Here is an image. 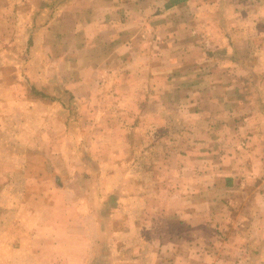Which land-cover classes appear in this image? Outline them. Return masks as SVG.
Masks as SVG:
<instances>
[{
	"label": "crops",
	"instance_id": "crops-1",
	"mask_svg": "<svg viewBox=\"0 0 264 264\" xmlns=\"http://www.w3.org/2000/svg\"><path fill=\"white\" fill-rule=\"evenodd\" d=\"M61 1L55 19L69 14L79 37L72 51L95 45L104 53L95 61L104 68L103 81L114 67L121 85L127 70L149 79L135 108L118 110L120 134L145 138L133 157H93L97 169L85 179L98 181L96 187L69 202L75 219L63 226L81 223L82 239L74 231L60 242L41 232L31 236L23 223L28 214L40 220L37 227L47 219L36 206L31 212L27 194L20 235L8 232L16 208L6 214L0 263L190 264L220 251L210 245L229 242L238 245L232 264H264V45L243 58L240 29L200 27L224 16L235 20L240 10L224 12L223 0ZM172 68L180 75L171 77ZM80 240L82 250L71 246Z\"/></svg>",
	"mask_w": 264,
	"mask_h": 264
},
{
	"label": "rangeland",
	"instance_id": "rangeland-1",
	"mask_svg": "<svg viewBox=\"0 0 264 264\" xmlns=\"http://www.w3.org/2000/svg\"><path fill=\"white\" fill-rule=\"evenodd\" d=\"M223 2L224 12L225 8L231 11L233 7L243 15H238L235 20L224 16L214 21V25L209 20V24L200 27L205 29L209 25V28L220 27L224 30L240 29L236 36L240 45L238 54L243 58L249 57L248 51L254 50L252 54H257L264 45V0ZM61 5V0H0L2 236L7 232L6 214L12 207L16 208L15 217L18 218H14L15 226L8 227V232L20 235V221L23 219L19 216L23 215L20 202L29 194L31 212L36 211V206L42 210V218L47 219L37 227L40 220L28 214L23 223L29 227L31 236L36 234L37 237L41 232L44 233L42 236L58 237L60 242L71 237L74 231L73 235L82 239L84 232L81 223L71 230L63 226L75 219L72 207H67L69 202H76L80 198L81 189L96 187L98 181L91 183L85 179L87 174L97 169L93 157L118 158L124 153L133 157L137 153L136 145L145 138V133L136 136L133 132L127 137L120 134L118 110L134 109L138 102L136 94L149 92V79L144 74L134 78L127 70L126 84L121 85L117 77L119 69L114 67L108 70L111 80L103 81L101 75L105 72L104 68H97L95 61L103 60L104 53L95 45L90 47V51H72L79 37L72 35L69 14H61L55 19L56 9ZM93 41L94 38L91 44ZM176 69L179 72V68H172L171 77L180 75H176ZM238 73L246 76L247 71L240 69ZM82 80L83 83L78 82ZM35 90L43 96L36 94ZM107 90L110 91L108 94ZM177 90L181 91L180 88ZM110 93L122 95L123 98L116 99ZM109 122L111 124L108 126ZM146 142L144 140L142 145ZM139 151L144 155L141 148ZM77 180L79 184L75 182ZM64 186L68 188L67 191L62 190ZM73 193L76 195L67 201L65 198ZM86 195H83L84 201ZM102 213L101 209L100 216ZM71 246L82 250L84 244L80 240ZM236 246L229 242L212 244L210 249L220 251L205 254L208 260L191 259L190 264H232L229 255ZM51 250L49 245L46 251ZM45 262L50 264L52 260ZM186 264H189L187 260Z\"/></svg>",
	"mask_w": 264,
	"mask_h": 264
},
{
	"label": "trees",
	"instance_id": "trees-1",
	"mask_svg": "<svg viewBox=\"0 0 264 264\" xmlns=\"http://www.w3.org/2000/svg\"><path fill=\"white\" fill-rule=\"evenodd\" d=\"M35 93H36V94H38V95H40V96H43V94H42V93H39V92H38V91H36V90H35Z\"/></svg>",
	"mask_w": 264,
	"mask_h": 264
}]
</instances>
